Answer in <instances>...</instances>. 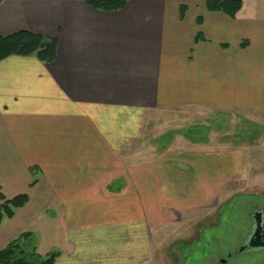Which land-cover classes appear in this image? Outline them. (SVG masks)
Returning <instances> with one entry per match:
<instances>
[{
    "label": "crops",
    "instance_id": "0c3cea01",
    "mask_svg": "<svg viewBox=\"0 0 264 264\" xmlns=\"http://www.w3.org/2000/svg\"><path fill=\"white\" fill-rule=\"evenodd\" d=\"M241 1L232 17L207 0H0V36L58 42L52 62L0 60V194L28 196L0 249L30 232L55 264H149L164 236L235 195L258 153L144 128L182 110L261 122L264 0Z\"/></svg>",
    "mask_w": 264,
    "mask_h": 264
},
{
    "label": "rangeland",
    "instance_id": "374dc122",
    "mask_svg": "<svg viewBox=\"0 0 264 264\" xmlns=\"http://www.w3.org/2000/svg\"><path fill=\"white\" fill-rule=\"evenodd\" d=\"M198 114L188 110L158 112L156 124L144 128L155 136L167 130L185 131L194 123L203 125L206 141L214 146H243L258 153L261 159L259 170L251 153L250 179L237 186L228 202L217 208L204 211L197 219L188 223V230L164 236L160 240L149 264H223L220 259L232 252L229 264H264V250L236 255L242 239L252 228L250 211L258 207L264 214V118L260 123L245 120L243 116ZM177 135V133L175 134ZM259 178V183H258ZM261 182V183H260ZM157 240L160 237L158 232ZM47 254H41L46 257Z\"/></svg>",
    "mask_w": 264,
    "mask_h": 264
},
{
    "label": "trees",
    "instance_id": "16d2710c",
    "mask_svg": "<svg viewBox=\"0 0 264 264\" xmlns=\"http://www.w3.org/2000/svg\"><path fill=\"white\" fill-rule=\"evenodd\" d=\"M93 8L101 10H119L126 6L128 0H83ZM210 10H220L234 17L242 7L241 0H207ZM200 37V36H199ZM199 40V38H197ZM243 46L247 42L241 43ZM58 42L54 37L44 36L31 30H21L16 33L0 36V60L10 55L36 56L43 62H52L56 58ZM203 125L194 124L185 131L180 130L189 139L206 141L202 129ZM36 168H32L35 172ZM36 183V179L34 180ZM0 228L5 218H11L16 210L24 206L28 201L26 193H21L13 198L7 199L0 194ZM60 253L49 252L42 257L37 252L33 236L30 232H23L17 238L9 241L0 249V264H55Z\"/></svg>",
    "mask_w": 264,
    "mask_h": 264
},
{
    "label": "water",
    "instance_id": "95a60500",
    "mask_svg": "<svg viewBox=\"0 0 264 264\" xmlns=\"http://www.w3.org/2000/svg\"><path fill=\"white\" fill-rule=\"evenodd\" d=\"M264 218L261 211L255 214V230L247 244L248 249L260 250L264 249ZM244 249H242L243 251Z\"/></svg>",
    "mask_w": 264,
    "mask_h": 264
},
{
    "label": "flooded vegetation",
    "instance_id": "af4514ba",
    "mask_svg": "<svg viewBox=\"0 0 264 264\" xmlns=\"http://www.w3.org/2000/svg\"><path fill=\"white\" fill-rule=\"evenodd\" d=\"M259 211H260V209H258V207H253L252 210L250 211V217H251V220L253 222L252 223V228H251L249 234L242 239L240 247L238 248V250L235 251L236 255L243 254V253L254 252V251L256 252V251L264 250V249L252 250V249H248L246 247L247 244L249 243L251 237H252V234H253L254 230H255V214L257 212H259ZM262 214H263V212H262ZM263 218H264V214H263ZM242 249H244V250L242 251ZM232 256H233V253L232 252H228L226 258H221L220 261L223 264H229L230 258Z\"/></svg>",
    "mask_w": 264,
    "mask_h": 264
}]
</instances>
